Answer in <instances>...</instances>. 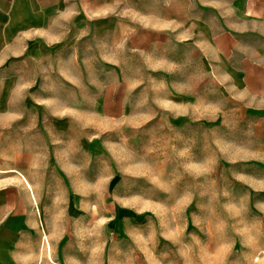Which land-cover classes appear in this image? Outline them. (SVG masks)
<instances>
[{"label": "rangeland", "instance_id": "obj_1", "mask_svg": "<svg viewBox=\"0 0 264 264\" xmlns=\"http://www.w3.org/2000/svg\"><path fill=\"white\" fill-rule=\"evenodd\" d=\"M228 1L13 0L0 159L41 226L6 264H264V42Z\"/></svg>", "mask_w": 264, "mask_h": 264}, {"label": "crops", "instance_id": "obj_2", "mask_svg": "<svg viewBox=\"0 0 264 264\" xmlns=\"http://www.w3.org/2000/svg\"><path fill=\"white\" fill-rule=\"evenodd\" d=\"M237 1H243V5L238 8V13L241 20L249 24L242 25L237 20L222 31L216 32H219L218 34H248L254 38V41L264 42V0H230L228 2ZM12 3L13 0H0V66L2 67L5 64L6 55V11H13ZM227 6L232 10L235 7L234 3H228ZM252 44L250 48L254 56L252 61H255L253 65L264 66V53L258 45ZM1 71L4 70L0 67V73ZM0 129H2L1 123ZM24 176L26 177L15 167V164H12V161L0 159V257L3 256L5 260L2 264H6V257H24L28 254V249H34L37 246L36 242L28 241V239H33L30 234L36 236L39 233L38 227L41 226L39 212L34 192L26 184ZM8 262L12 261L8 260Z\"/></svg>", "mask_w": 264, "mask_h": 264}, {"label": "bare ground", "instance_id": "obj_3", "mask_svg": "<svg viewBox=\"0 0 264 264\" xmlns=\"http://www.w3.org/2000/svg\"><path fill=\"white\" fill-rule=\"evenodd\" d=\"M25 181H26V184L28 185V187L31 189V190H33L32 189V185H31V183L28 181V179L24 176V178H23ZM26 185V186H27ZM31 193V192H30ZM33 193V192H32ZM32 195V194H31ZM33 202H34V200H33ZM35 203V202H34ZM35 205V204H34ZM26 225V224H25ZM30 225V224H29ZM41 229H42V235H44V237H46L47 236V233H46V231H45V229H44V226H43V222H42V227H41ZM46 241H47V239H46ZM47 244H48V241H47ZM5 256V255H4ZM3 257V256H2ZM3 260H4V258H3ZM5 261V260H4Z\"/></svg>", "mask_w": 264, "mask_h": 264}]
</instances>
